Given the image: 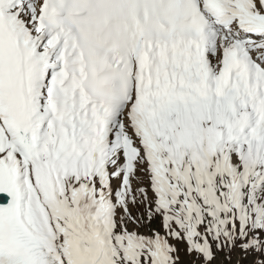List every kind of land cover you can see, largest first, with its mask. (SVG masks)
Returning <instances> with one entry per match:
<instances>
[{
  "label": "snow or ice",
  "instance_id": "1",
  "mask_svg": "<svg viewBox=\"0 0 264 264\" xmlns=\"http://www.w3.org/2000/svg\"><path fill=\"white\" fill-rule=\"evenodd\" d=\"M0 264H264V0H0Z\"/></svg>",
  "mask_w": 264,
  "mask_h": 264
}]
</instances>
